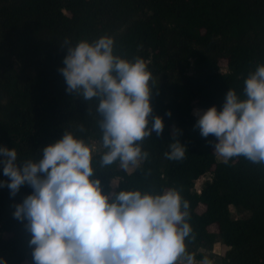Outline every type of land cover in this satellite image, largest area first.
Wrapping results in <instances>:
<instances>
[{"label": "trees", "instance_id": "16d2710c", "mask_svg": "<svg viewBox=\"0 0 264 264\" xmlns=\"http://www.w3.org/2000/svg\"><path fill=\"white\" fill-rule=\"evenodd\" d=\"M104 35L114 39L115 55L144 60L152 74L150 115L164 120L162 134L139 141L148 155L132 171L119 160L101 165L99 100L66 92L58 71L66 40L74 46ZM259 64L264 0H0V144L14 147L21 162L38 160L64 131L101 143L92 164L104 191L176 188L189 202L192 232L185 243L194 261L264 264V163L243 155L220 160L216 138L201 136L193 113L195 106L222 108L229 88L245 98L244 80ZM173 138L186 145L180 160L165 156ZM208 173L212 178L198 191L197 180ZM0 179H8L2 167ZM31 191L24 185L11 196L0 187V255L9 264H33L30 234L12 215ZM232 206L250 215L235 218ZM218 242L226 252L207 256Z\"/></svg>", "mask_w": 264, "mask_h": 264}, {"label": "clouds", "instance_id": "9594fccd", "mask_svg": "<svg viewBox=\"0 0 264 264\" xmlns=\"http://www.w3.org/2000/svg\"><path fill=\"white\" fill-rule=\"evenodd\" d=\"M64 45L58 71L66 92L99 100L106 149L101 165L117 160L124 169L137 165L148 155L139 141L164 129L163 118L150 115L152 74L146 63L115 55L108 35ZM243 92L241 99L229 88L219 110L216 105L196 109L194 127L201 136L216 138L213 151L225 162L243 155L264 163V64L245 78ZM185 146L173 138L165 156L180 160ZM94 150L70 131L43 146L38 160L18 162L15 148L0 144V167L8 178L0 179V187L11 196L24 185L32 189L15 203L12 215L30 234L33 264H194L185 243L192 232L189 202L176 188L104 191L92 164ZM0 264L9 261L0 255Z\"/></svg>", "mask_w": 264, "mask_h": 264}, {"label": "rangeland", "instance_id": "374dc122", "mask_svg": "<svg viewBox=\"0 0 264 264\" xmlns=\"http://www.w3.org/2000/svg\"><path fill=\"white\" fill-rule=\"evenodd\" d=\"M221 65H222V70H223V71H226V70H227V66H226V61H225V60H222V61H221ZM196 109L204 110L205 108H200V107L195 106L194 109H193V113H194V111H195ZM94 145H95V147H96L97 149H99V148L102 147V144H101V143H98V142H94ZM218 158H219L220 160H224L222 157L219 156V154H218ZM135 167H136V165H135V166L130 165L129 168H128V170H129V171H132ZM211 178H212V174H211V173H208V174H206L205 176H203V177H201L200 179H198L197 182H196V189H197L198 191H200L201 188L203 187L204 183H205L207 180L211 179ZM113 185H114V186L117 185V180H114V181H113ZM203 210H204V206H201V207L199 208V211H203ZM231 210H232V213H233V217H235V218H242V217H247V216L250 215V212H249V211H247V210H243V209H240V208H237V207H235V206H232V207H231ZM212 229L215 230L216 228H215V227H212ZM227 249H228V247H227L226 245H224V244L221 243V242H218V243L215 244L213 252H212V251H205V252L207 253V256H210V255H212L213 253L224 254V253L226 252ZM208 261H210V260H208ZM203 262H204V261L196 260V261H194V264H203ZM210 262H211V261H210Z\"/></svg>", "mask_w": 264, "mask_h": 264}]
</instances>
